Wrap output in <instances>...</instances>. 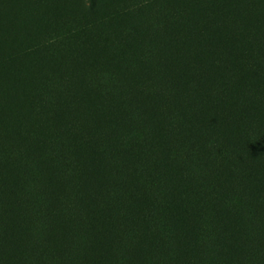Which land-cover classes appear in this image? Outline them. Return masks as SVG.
Here are the masks:
<instances>
[{"label":"trees","instance_id":"trees-1","mask_svg":"<svg viewBox=\"0 0 264 264\" xmlns=\"http://www.w3.org/2000/svg\"><path fill=\"white\" fill-rule=\"evenodd\" d=\"M127 1L0 0V264H264V0Z\"/></svg>","mask_w":264,"mask_h":264},{"label":"rangeland","instance_id":"rangeland-1","mask_svg":"<svg viewBox=\"0 0 264 264\" xmlns=\"http://www.w3.org/2000/svg\"><path fill=\"white\" fill-rule=\"evenodd\" d=\"M145 1H148V0H129V1H127V4H125L124 6H126V5L133 6L136 3H139L140 4V3L145 2ZM25 30H26V25L22 23L21 15L18 14V18L15 21L14 31L18 35H23ZM18 39H23V38H18Z\"/></svg>","mask_w":264,"mask_h":264}]
</instances>
